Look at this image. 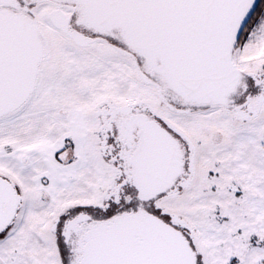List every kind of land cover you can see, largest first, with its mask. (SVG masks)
Instances as JSON below:
<instances>
[{
  "label": "snow or ice",
  "instance_id": "1",
  "mask_svg": "<svg viewBox=\"0 0 264 264\" xmlns=\"http://www.w3.org/2000/svg\"><path fill=\"white\" fill-rule=\"evenodd\" d=\"M0 264H264V0H0Z\"/></svg>",
  "mask_w": 264,
  "mask_h": 264
}]
</instances>
